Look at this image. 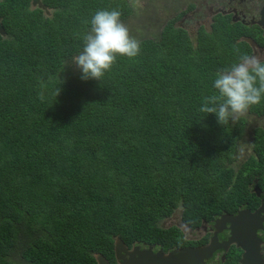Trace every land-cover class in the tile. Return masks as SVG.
<instances>
[{
  "label": "trees",
  "instance_id": "1",
  "mask_svg": "<svg viewBox=\"0 0 264 264\" xmlns=\"http://www.w3.org/2000/svg\"><path fill=\"white\" fill-rule=\"evenodd\" d=\"M43 4L50 17L30 0L0 1V264H97L115 239L177 247L180 229L161 226L177 209L197 227L258 204L246 189L258 169L226 164L264 97L224 126L199 111L215 74L245 54L227 29L194 46L173 22L138 23L135 0ZM112 9L141 52L84 81L71 58L92 15Z\"/></svg>",
  "mask_w": 264,
  "mask_h": 264
},
{
  "label": "flooded vegetation",
  "instance_id": "2",
  "mask_svg": "<svg viewBox=\"0 0 264 264\" xmlns=\"http://www.w3.org/2000/svg\"><path fill=\"white\" fill-rule=\"evenodd\" d=\"M160 0H152L153 3L160 5ZM165 9V22H173L174 27L183 31L192 44L195 46L196 41L201 36H210L216 30L220 28L227 29L229 31V37L234 38V46L236 48H243L245 55L255 56L261 61H264V23L261 22V12L264 8V0H161ZM152 6V5H150ZM197 45V43H196ZM238 52L237 49H235ZM255 123L250 121L245 123L243 130L242 141L248 139L249 153L244 155L242 147L244 143H239L236 149L233 160L227 163V166L235 168L236 171H240L242 166L245 165L250 159H262L259 155V149L264 154V110H261L258 114H249ZM263 134L259 140L262 148H255L252 146L254 141L253 136L255 132ZM256 152V153H255ZM264 159V158H263ZM258 161V162H259ZM261 162V168L258 167L257 173L252 174V181L246 187L247 194L251 195L258 204L253 206V202H245L242 208L236 209L233 214L225 213L224 215L215 216L210 222H202L197 227H192L182 220V213L177 212L181 210L177 209L173 212L169 218L162 221L161 225L165 229L170 227H177L181 232L180 246L172 248H162L156 245H150L149 248L144 245H139L140 250H146L151 252L150 259L147 260L152 264L153 257L157 255L167 254L177 249L185 248H198L207 245V243L215 237L217 247L212 256L204 260V263L200 264H226L232 262V264H239L242 252L236 249V241L234 238L229 237V233L226 225L221 223V219L227 220L228 216H235L236 214L247 211L251 214L261 211L264 207V161ZM235 166V167H234ZM263 168V169H262ZM245 199V200H251ZM260 218H264V213H261ZM263 228L257 231L258 238L262 241L260 245V254L264 262V222ZM221 245V246H219ZM136 246V245H135ZM128 248L131 250L133 247ZM137 259V256H134ZM104 259L103 256H97V259ZM109 264H120L115 257L108 259ZM104 264V263H102Z\"/></svg>",
  "mask_w": 264,
  "mask_h": 264
},
{
  "label": "clouds",
  "instance_id": "3",
  "mask_svg": "<svg viewBox=\"0 0 264 264\" xmlns=\"http://www.w3.org/2000/svg\"><path fill=\"white\" fill-rule=\"evenodd\" d=\"M121 15L118 9L98 10L87 21L90 27L82 37L83 48L71 58V62L80 71L82 80L99 81L110 71L117 57L131 59L140 54V41L130 35ZM213 88L216 90L215 94L203 100L199 111L206 115H215L220 125H228L230 120L234 122L245 115L250 107L259 104L264 97V61L255 56L241 54L237 63L222 68L215 74ZM59 92L60 89H57L56 95ZM38 98L43 101V94L40 93ZM116 240L120 239L114 241L113 257H116ZM122 244L137 258L140 252L145 251L139 249V244ZM132 246L135 247L129 250ZM144 246L150 247L146 244ZM104 259L109 264V260Z\"/></svg>",
  "mask_w": 264,
  "mask_h": 264
},
{
  "label": "water",
  "instance_id": "4",
  "mask_svg": "<svg viewBox=\"0 0 264 264\" xmlns=\"http://www.w3.org/2000/svg\"><path fill=\"white\" fill-rule=\"evenodd\" d=\"M1 1V0H0ZM31 9H38L43 12L45 17H50L52 10L44 6L43 0H30ZM261 18L264 23V8L261 12ZM4 29L0 18V36H4ZM181 214L180 211L177 212ZM261 213H264V207L260 211L251 214L250 212L243 211L235 216H228L229 219H221V223L227 226L225 230L228 231L229 237L235 239L236 249L242 252L239 264H264L260 254V245L262 241L257 236V231L263 228L264 218H260ZM217 235L207 243V245L198 248H185L182 250L171 251L167 254L157 255L153 257L152 264H200L204 263L208 257L219 250L217 247L216 239ZM221 246V245H219ZM116 259L121 261L120 264H150L147 262L151 257V252L142 251L138 254V258L135 259L133 252L127 251L120 240L115 242ZM108 264L105 259H97V264Z\"/></svg>",
  "mask_w": 264,
  "mask_h": 264
},
{
  "label": "rangeland",
  "instance_id": "5",
  "mask_svg": "<svg viewBox=\"0 0 264 264\" xmlns=\"http://www.w3.org/2000/svg\"><path fill=\"white\" fill-rule=\"evenodd\" d=\"M159 3H160V5L153 3L152 0H135V8L137 9V14H136L137 15V22L140 23L139 19L146 20L147 18H149L151 20H154L155 18L160 20V21L164 20L165 9H167V8L164 7V4L162 3L161 0L159 1ZM150 5H152V6H150ZM148 7H152V9H149ZM72 66H74L73 69H71ZM69 67H70L69 71H71V72L78 71L79 72L77 67L72 62L70 63ZM248 121H250L252 124L255 123V121L251 117H248ZM247 143H248V141L245 140L244 145L242 147V152L244 153V155H247L249 153ZM256 144L258 146L261 145L259 140H257ZM255 151H256V149H255ZM260 157L263 159L264 154L262 153V155ZM258 161H259V159H257V162H255L254 159H250L241 168V170H240L241 173L243 175H248V174L252 173L253 170L256 171L258 169V166H257ZM234 170H235V168H234ZM142 245H144V244H142Z\"/></svg>",
  "mask_w": 264,
  "mask_h": 264
}]
</instances>
